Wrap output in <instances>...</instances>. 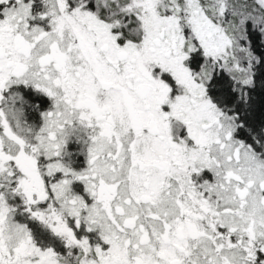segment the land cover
I'll use <instances>...</instances> for the list:
<instances>
[{
  "label": "snow or ice",
  "instance_id": "1",
  "mask_svg": "<svg viewBox=\"0 0 264 264\" xmlns=\"http://www.w3.org/2000/svg\"><path fill=\"white\" fill-rule=\"evenodd\" d=\"M0 264H264V0H0Z\"/></svg>",
  "mask_w": 264,
  "mask_h": 264
}]
</instances>
